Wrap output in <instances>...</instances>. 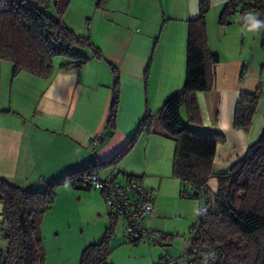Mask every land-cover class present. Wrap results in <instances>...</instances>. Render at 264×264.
I'll use <instances>...</instances> for the list:
<instances>
[{"label": "crops", "instance_id": "crops-1", "mask_svg": "<svg viewBox=\"0 0 264 264\" xmlns=\"http://www.w3.org/2000/svg\"><path fill=\"white\" fill-rule=\"evenodd\" d=\"M79 1L71 0L64 22L74 32L88 35L103 57L82 49L87 60L64 70L62 57L61 63H52L48 77L14 73L12 62L0 61V179L24 189H41L92 162L108 161L132 138L146 112L155 115L185 82L189 20L198 15V0H107L100 8L97 0ZM227 1L210 0L208 46L219 61L212 66V89L196 92L201 117L197 130L225 136L215 149L207 183L211 194L217 192V174L242 158L264 132V98L259 99L247 131L233 126L239 95L254 93L264 81V54L252 46L251 34L258 29L238 22L237 14L227 23L218 22ZM258 42L264 51L261 32ZM108 63L120 75L114 130L107 127L114 83ZM100 134L103 138L91 149L90 139ZM173 150L174 142L162 135L155 116L151 132H142L116 165L101 166L97 173L121 182L129 175L138 176L153 195L155 189L159 194ZM61 188L80 196L88 193L74 191L83 187L69 182L57 190ZM92 193L103 207V193L97 189ZM4 228L0 203L3 248ZM153 249L151 259L156 264L163 255Z\"/></svg>", "mask_w": 264, "mask_h": 264}, {"label": "trees", "instance_id": "trees-1", "mask_svg": "<svg viewBox=\"0 0 264 264\" xmlns=\"http://www.w3.org/2000/svg\"><path fill=\"white\" fill-rule=\"evenodd\" d=\"M106 1L98 0L97 7H103ZM70 2L53 0L54 14H51L48 0H0V61L12 62L14 73L26 71L48 77L55 56L65 58L64 70L88 59L82 49H89L94 57H103L88 35L74 32L64 22ZM210 5V0H198V15L189 20L184 85L165 100L155 115L147 111L132 138L108 161L92 162L37 190L0 179L5 223L3 239L6 241L5 247L0 248V264H45L41 223L44 213L55 201L58 186L66 182L77 186L75 178L79 174L116 165L142 132L152 131L155 116L162 135L174 142L172 175L180 181L182 193L199 200L203 197L207 206V213L200 215L193 226V230L197 228V235L191 241L188 254L209 249L214 254L212 264H264V132L242 158L217 174V192L211 194L208 178L213 173L216 146L224 142L225 136L221 132L191 128L182 116L184 112L190 125H200L196 92L212 89V66L219 57L208 46L206 14ZM234 14L238 22L261 32L264 47V0H228L218 22L227 23ZM108 64L114 83L107 127L114 130L120 101V75L113 64ZM260 98H264V81H260L254 93L239 95L234 110L235 128L249 129ZM132 177L138 176H127ZM110 217L102 239L82 251L80 264H112L107 258L117 217ZM164 256L161 264H164Z\"/></svg>", "mask_w": 264, "mask_h": 264}, {"label": "rangeland", "instance_id": "rangeland-1", "mask_svg": "<svg viewBox=\"0 0 264 264\" xmlns=\"http://www.w3.org/2000/svg\"><path fill=\"white\" fill-rule=\"evenodd\" d=\"M81 3L82 1H79V4ZM47 5L50 13L54 14L53 0H48ZM87 5L88 2H86ZM85 22L86 24L89 23L88 20ZM259 34L260 31H253L251 40L252 46L257 47L255 51L262 55L264 51H260ZM62 59V56H55L53 58L54 65L61 63ZM182 114L183 120L188 126L191 128L196 127L187 122L184 112ZM162 185L161 193L158 194V190H154L155 203L159 208V212L155 214L151 226L167 234L165 245L148 244L147 242L135 244L127 241L124 236L123 220L117 218L110 238L111 250L107 258L109 263L153 264L155 262L152 261L151 256L156 253L153 248L160 249L162 255L167 254L175 258L180 256L184 242L189 241L193 226L199 220L200 200L182 193L180 181L172 176V155L168 175L163 178ZM83 188L74 189L77 192H88L82 196L75 192L72 194L69 189L56 190L54 203L44 213L41 223V235L45 250V264H80L84 248L92 243L99 242L109 226L111 217L108 214L105 202L104 206L101 207L92 193L94 189L87 190L85 187ZM164 218L166 225L162 226L161 222L162 220L165 222ZM148 221L145 220L143 224L150 226L148 224L150 221ZM153 221L155 224H153ZM0 248H3L1 231ZM161 260L156 264H161ZM180 264H183V262Z\"/></svg>", "mask_w": 264, "mask_h": 264}, {"label": "built area", "instance_id": "built-area-1", "mask_svg": "<svg viewBox=\"0 0 264 264\" xmlns=\"http://www.w3.org/2000/svg\"><path fill=\"white\" fill-rule=\"evenodd\" d=\"M88 26V23L86 24ZM103 135H96L90 139L89 147L94 149ZM77 186L97 189L103 193L108 214L123 220L124 236L131 243L147 242L165 245L166 235L160 229L144 225L145 220H151L156 214V203L153 192L146 187L139 177L119 181L116 177L102 178L97 172L82 173L75 178ZM186 195H188L186 193ZM207 213V206L203 197L200 198V215ZM197 235V228L193 230L189 241H185L183 251L175 258L165 255L164 264H212L214 254L205 249L199 253L189 255L188 249L192 239Z\"/></svg>", "mask_w": 264, "mask_h": 264}, {"label": "clouds", "instance_id": "clouds-1", "mask_svg": "<svg viewBox=\"0 0 264 264\" xmlns=\"http://www.w3.org/2000/svg\"><path fill=\"white\" fill-rule=\"evenodd\" d=\"M259 25H256V27H258Z\"/></svg>", "mask_w": 264, "mask_h": 264}]
</instances>
